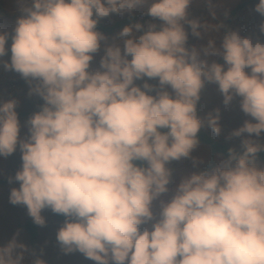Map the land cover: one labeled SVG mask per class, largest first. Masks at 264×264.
I'll return each mask as SVG.
<instances>
[{
    "label": "clouds",
    "instance_id": "clouds-1",
    "mask_svg": "<svg viewBox=\"0 0 264 264\" xmlns=\"http://www.w3.org/2000/svg\"><path fill=\"white\" fill-rule=\"evenodd\" d=\"M191 3L30 0L11 36L0 32V58L11 40L4 69L36 81L29 94L44 101L27 121L26 139L17 101L0 103V158L19 146L22 160L9 202L26 206L38 226L45 208L63 215L56 240L65 254L77 251L96 264H264V165L257 163L264 144L243 139L242 151L228 149L211 167L193 155L202 127L221 133L219 109L197 116L205 82L218 86L225 106L240 97L241 111L255 121L229 139L264 132V44L226 31L199 50L187 48L185 24L197 39L222 27L189 20ZM145 4L159 30L154 23L123 27L122 48L104 47L92 69L106 39L98 21ZM254 11L264 17V0ZM144 78L158 80V89L135 84ZM185 160L195 170L170 188L167 165ZM26 251L13 237L0 247V264H25Z\"/></svg>",
    "mask_w": 264,
    "mask_h": 264
},
{
    "label": "rangeland",
    "instance_id": "rangeland-1",
    "mask_svg": "<svg viewBox=\"0 0 264 264\" xmlns=\"http://www.w3.org/2000/svg\"><path fill=\"white\" fill-rule=\"evenodd\" d=\"M244 3V6L239 10L232 22L228 26H223L224 22L228 19L230 11L238 4ZM258 0H192L189 5L188 19L198 20L202 23L210 25H221L219 31L202 32V38L197 39L191 35L190 27L185 24L184 28L188 34V40L186 47L191 49L195 46L198 50L206 46L209 39H219L226 31L237 32L242 38H248L253 45L256 43L264 44V33L260 31V25L264 23V17L260 16L254 11L255 5ZM149 4L137 7L132 12H125L123 14H110L106 18H101L98 23L103 25H111L117 20L125 17L136 16L144 14L147 11ZM21 7H30V0H24L23 4L17 2V0H0V32H6L9 37L12 34V30L15 26V20L21 15ZM95 18V17H93ZM159 25L162 23L158 19L148 17L146 22ZM225 28V29H224ZM119 32L105 36V40L101 42V50L99 53L94 54V59L91 62L92 69L99 68V60L103 55V49L106 46L114 44H120L122 48V41L119 37ZM138 35V33H137ZM10 44L9 38L6 43V55L0 58V103L7 102L10 99L17 101V107L15 111L18 115V120L21 126L20 137L26 139L28 136L27 121L33 113L40 110L44 101L36 94H29L30 89L35 86L36 81H27L20 76V74L12 71L5 70L3 62H10ZM202 58H205L202 56ZM130 59V57H129ZM209 61L212 59L219 61L215 57H206ZM249 72V69H245ZM148 83L158 89V80L144 78L143 80L135 81L137 86H142L143 83ZM169 92L171 89H167ZM149 95H155V92L148 93ZM240 97H234L228 106L223 104V96L218 90V86L215 83H209L204 86V90L200 95V100L197 103V116L200 119H205L209 113L215 115L216 110L219 109V126L221 133L219 136H215L211 129L206 125L200 130L207 132L210 136L223 142L224 144L242 151L241 141L246 138H250L257 143L264 144V132L260 137L252 135L249 137L247 133L241 137H231L230 134L243 126L246 120L251 121V117L245 115L240 109ZM255 122V121H251ZM264 152V151H262ZM193 155L202 161V167H207L210 162H213V166L217 164L222 157V154H213L208 145L199 141V147L193 153ZM257 163L264 165V163L257 158ZM22 160L19 146L17 150L7 156L0 158V180H8L5 183L0 184V247L6 246L9 241L15 237L17 243L23 244L26 248L25 252V264H32V259H42L45 264H96V262L84 257L83 254L73 251L65 254L60 244L56 240V233L60 227L63 226L65 217L60 214L53 213L51 209L45 208L41 215L45 219L43 226H37L38 230V244L36 248H31L28 242L27 234L18 227V224H23L26 221H32V218L28 215L26 206L13 205L9 202V194L12 188H19V182H16L13 178L15 173L21 169ZM172 170L171 183L169 187H173L180 177L187 175L188 171H194L191 167L190 161H173L167 165ZM11 179V182H10ZM143 227V226H142Z\"/></svg>",
    "mask_w": 264,
    "mask_h": 264
},
{
    "label": "trees",
    "instance_id": "trees-1",
    "mask_svg": "<svg viewBox=\"0 0 264 264\" xmlns=\"http://www.w3.org/2000/svg\"><path fill=\"white\" fill-rule=\"evenodd\" d=\"M243 6H244V3L236 5L230 11L228 19L223 23L224 24L223 26H225V27L228 26L232 22L236 13L239 10H241L243 8ZM145 13L140 14V15H136V16L121 18L111 25H103L101 23H98L96 30L99 31L100 33H102L104 36H111V35L119 32V31H121L122 28L127 26V25L134 24L136 22L145 23L147 18H148V16ZM140 34H142V33H138V35H140ZM206 84H209V83L205 82L204 86ZM203 90H204V87L201 90L200 95L202 94ZM161 131H166V130H161ZM197 135H198V140L200 142L204 143L205 145H208L213 154H222L226 157L228 154V149L232 148V147L224 144L223 142L218 141L217 139L213 138L212 136H210L207 132H205L203 130H200ZM232 149H234V148H232ZM234 150H236L237 152H240V150H237V149H234ZM257 158L260 159L264 163V152H262V151L259 152L257 154ZM211 166H213V162H210L207 167H211ZM7 181L8 180H6V179L0 180V184L5 183ZM18 227L27 234L30 247L33 249L36 248L37 244H38V230H37V226L35 225V223L32 221H26L23 224H18Z\"/></svg>",
    "mask_w": 264,
    "mask_h": 264
}]
</instances>
